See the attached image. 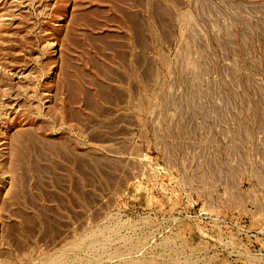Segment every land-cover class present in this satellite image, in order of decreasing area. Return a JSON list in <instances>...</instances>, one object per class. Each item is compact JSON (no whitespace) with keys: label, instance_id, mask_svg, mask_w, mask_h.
<instances>
[{"label":"rangeland","instance_id":"374dc122","mask_svg":"<svg viewBox=\"0 0 264 264\" xmlns=\"http://www.w3.org/2000/svg\"><path fill=\"white\" fill-rule=\"evenodd\" d=\"M0 264H264V0H0Z\"/></svg>","mask_w":264,"mask_h":264}]
</instances>
